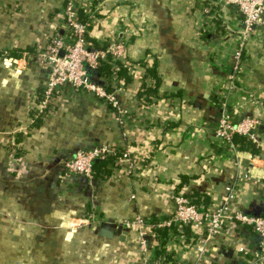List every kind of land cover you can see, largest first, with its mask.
<instances>
[{
    "label": "crops",
    "instance_id": "obj_1",
    "mask_svg": "<svg viewBox=\"0 0 264 264\" xmlns=\"http://www.w3.org/2000/svg\"><path fill=\"white\" fill-rule=\"evenodd\" d=\"M64 3L0 0V264H145L134 231L115 226L135 216L167 219L175 195L205 198L214 211L230 191L233 208L263 216L264 157L224 147L214 129L223 100L235 119L259 112L256 99L264 105V27L251 39L239 77L231 78L241 20L234 6L216 19L205 10L212 0H96L90 35H120L123 60L131 63V80L116 91L121 113L70 85L39 109L46 70L31 60L16 75L4 56L35 53L53 34L70 38ZM155 59L158 97L142 99L140 81ZM257 131L264 140V108ZM100 145L130 151L131 172L122 164L82 185L79 176H64L76 150ZM88 209L98 221H81ZM205 225L193 230L196 238L165 228L164 246L178 264H244L258 247L252 228L228 222L196 260L193 245ZM145 236L148 256L156 254L153 229Z\"/></svg>",
    "mask_w": 264,
    "mask_h": 264
},
{
    "label": "built area",
    "instance_id": "obj_2",
    "mask_svg": "<svg viewBox=\"0 0 264 264\" xmlns=\"http://www.w3.org/2000/svg\"><path fill=\"white\" fill-rule=\"evenodd\" d=\"M96 0H65L60 7L66 29L69 31L68 39L60 34H54L50 42L43 49L35 53L23 52L21 55H5L7 65L12 66L16 75L22 73L29 61H35L41 68L46 70L45 85L38 103L39 109H44L53 100L55 92L64 85H70L75 90L91 93L95 97L108 103L117 113H121L116 89L108 88L105 80H96L89 77L87 67L96 70L102 60L108 57L122 59L125 56L126 44L120 35L113 33L106 40L104 48H87L84 33L87 24L93 23V3ZM213 7L209 10L218 17L228 6H234L241 14L240 25L235 29L236 45L230 58V77H239V72L244 68L247 49L251 39L258 30L264 27V0H212ZM83 10L88 19L82 22L78 18L77 10ZM118 90V89H117ZM256 107L260 109L255 115L242 116L235 119L231 111L226 110V102L223 100L221 110L218 113L214 137L217 142L232 151H237L232 143V136L239 134L248 137L251 141L264 149V140L258 134L257 128L263 123V102L256 99ZM113 147L107 145L95 146L91 149H78L70 157L64 168V176H79L85 183L91 184L94 179V163L106 159L115 153ZM258 157V156H255ZM121 165H125L131 172L136 160L130 151L123 149ZM232 193L229 191L222 197V203L214 211H200L196 205L182 195L173 197L175 209L165 220L150 223L143 218L135 216L132 219H122L115 228H129L138 237V247L145 264H167L164 258L158 257L155 253L148 256L146 241V228L153 227H179L189 226L193 230L205 225V234L194 242L193 249L196 253V260H201L206 251V246L211 237L220 232L223 225L228 222H235L252 228L259 237L258 247L252 253L251 259L244 264H264V216H254L240 211L231 206ZM85 220L77 221H98L97 215H87ZM81 220V221H80ZM243 254L247 252L239 248Z\"/></svg>",
    "mask_w": 264,
    "mask_h": 264
},
{
    "label": "trees",
    "instance_id": "obj_3",
    "mask_svg": "<svg viewBox=\"0 0 264 264\" xmlns=\"http://www.w3.org/2000/svg\"><path fill=\"white\" fill-rule=\"evenodd\" d=\"M96 2V1H95ZM95 2L92 4L94 7ZM93 9V8H92ZM78 18L84 22L88 19L86 13L78 8L77 10ZM96 14V13H95ZM93 24L89 23L86 27V32L84 33L86 47L93 49V48H104L106 40L108 38L98 39L94 36L90 35V30L92 29ZM141 64L144 62L141 60L139 61ZM131 63L122 60V59H113L112 57H108L106 60H102L96 70H91L87 67V73L90 78L96 80H105L108 82V88L111 90L117 91L122 88V81L123 84H126L131 80V76L129 73V65ZM157 61L156 59L151 64L145 66V77L140 81L139 89L137 92V96L142 99H151L153 97H158V81L159 76L156 71ZM147 77V78H146ZM152 81V82H150ZM150 82V83H149ZM116 93V92H115ZM219 104H221V100L218 99ZM231 106L226 105V110L230 111ZM221 110V109H220ZM232 143L235 149L241 151L246 150L251 153L252 156L264 157V149L256 144L255 142L251 141L248 137L234 134L232 136ZM123 148L118 149L114 154L108 156L106 159L98 160L94 163V176L95 178L98 177H105L109 176L112 172V169L116 170L121 165L120 156L122 155ZM79 182L82 185L85 180L82 177H79ZM83 180V181H82ZM87 184V183H85ZM187 198L191 203L196 205V207L200 211H208L207 202L205 198L198 197L197 195H188ZM89 209L86 211V215L89 214ZM88 212V213H87ZM254 214V213H252ZM264 216V215H263ZM155 223V222H153ZM166 227H153V232L155 237L158 241V247L156 248V255L160 258H164L167 261V264H178L176 260L171 257V254L166 250L164 244L167 239V232L168 230L165 229ZM172 229L174 234L182 233L187 235L188 237L196 238V234L193 232V229L189 226L179 227L177 225H173Z\"/></svg>",
    "mask_w": 264,
    "mask_h": 264
},
{
    "label": "water",
    "instance_id": "obj_4",
    "mask_svg": "<svg viewBox=\"0 0 264 264\" xmlns=\"http://www.w3.org/2000/svg\"><path fill=\"white\" fill-rule=\"evenodd\" d=\"M147 5H148L149 9L156 14L159 21L165 22V20H166L168 22V24L170 25V21L168 20V18L166 16H164V11L162 9H157L154 6V4L150 1H147ZM103 232L105 233V235L107 234V236H111V234H112V231L109 230L108 228H104Z\"/></svg>",
    "mask_w": 264,
    "mask_h": 264
},
{
    "label": "rangeland",
    "instance_id": "obj_5",
    "mask_svg": "<svg viewBox=\"0 0 264 264\" xmlns=\"http://www.w3.org/2000/svg\"><path fill=\"white\" fill-rule=\"evenodd\" d=\"M54 36V34L52 35V37ZM50 41H48V43H49ZM48 43L45 45V46H47L48 45Z\"/></svg>",
    "mask_w": 264,
    "mask_h": 264
}]
</instances>
